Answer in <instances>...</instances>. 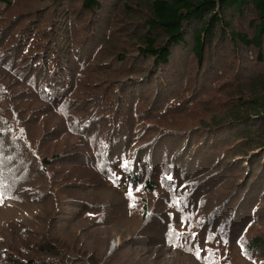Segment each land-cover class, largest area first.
I'll use <instances>...</instances> for the list:
<instances>
[{"label":"rangeland","instance_id":"rangeland-1","mask_svg":"<svg viewBox=\"0 0 264 264\" xmlns=\"http://www.w3.org/2000/svg\"><path fill=\"white\" fill-rule=\"evenodd\" d=\"M110 1H115L116 4L113 6ZM110 1L101 0L102 5L109 9L103 15L96 13L100 18L95 19L93 15V20L87 17L78 20L81 24L79 29L75 28L69 35L71 42L74 43L71 55L73 56L72 52L78 50L80 46H85L87 40L95 42V51L93 53L84 51L79 63L93 61L96 64L103 60V72L94 69L91 72L104 73L102 77L112 82L103 83L106 84L105 90L109 92L107 97L112 94L118 95L125 103L123 108H131L133 118L136 116V125H132L131 138L127 137L130 145L124 143L120 146L112 159L121 153H126L124 147H132L137 156L133 157L132 151H129L123 157L127 158L120 164L126 161L134 174L141 178V182L147 177L146 174H152L154 191L149 193L142 188L137 192L136 187L132 186L131 196L123 194L129 193L130 186L124 183L122 171H116L120 164L113 169L114 167L110 166L111 159L106 160L104 155L109 144L112 143L107 141L108 132L114 126L108 127L100 121L94 125L90 133L86 132L82 130L84 128L82 126L90 118L81 120L84 112L79 108L80 104H75L78 109L70 114L60 112L59 108L56 114L52 108H45L46 104L38 99L40 95L37 96L28 84L17 86L12 83L11 90L5 88L6 91L0 92V135L3 136L4 141L2 144L0 140V143L9 146V155L16 159L15 172L19 176L30 173L29 185H34L36 189L32 190V195H29L28 200L23 203L27 206V212L14 207L22 216V222H18L19 224L16 223L18 215L13 214L11 208L9 211L6 209L7 206H12L13 202L9 199L3 200L0 196V231L4 232L0 239V264H23L21 260L24 256L18 249L21 248L19 241L26 236L20 238V233L29 234L30 239L35 238V240L28 239L31 245H34L36 240L37 242L54 240L59 243L55 251L62 261H58V264H66L70 261L71 263L75 261L74 264H218L210 261L212 253L202 255L207 259H199V262L195 260V245L200 237V231L207 224H210L208 230L213 231L211 234H214V242L218 245L216 248L219 264H260L259 260H264V255H260L259 260H249L247 255L239 250L240 244L237 241L241 236L244 241H248L252 236L260 235L264 242V175L257 179L258 170L264 169L262 166L264 155L259 159L257 153H260V150L254 148L246 155L243 153L234 155V151L229 149L234 143L222 142L230 134L222 133L220 129L211 131L214 128L213 124L207 121V118L219 113L222 108L217 104V110L211 111V103L205 105L209 95L204 92L208 86L215 92L223 88L213 82H220L223 73L232 66V63L228 62L232 59L229 58L228 52L221 55L219 59L222 60L221 64L216 66L214 75L208 73L205 66H198L191 55L188 54L187 59L180 63L184 57L181 58V55L176 54L183 76L179 82L164 89L162 101L155 103L152 111L153 119H145L148 114L144 110L148 107L149 99L142 88L146 85L148 89L153 88L152 79L145 78L151 71L152 60L143 61L141 56H136L134 48L130 49L125 35L118 38L120 26L123 25L125 18L116 12V8L121 7V0ZM11 2V5L19 7L42 5L41 0H11ZM9 13L7 9L0 11V26L8 25L11 28L14 26L10 23L5 24L13 21ZM88 29L90 38L86 32ZM12 30L16 34L13 28ZM4 36L0 29V84L2 82L11 84L5 79V72L10 74L11 69L13 71L16 68L20 69L16 67L18 59L14 57L20 48L15 49V45L6 42ZM85 36H87L85 42H78ZM105 42H116V50L99 52L98 47L103 46L101 50L105 49ZM6 50H12V53L11 51L7 53ZM123 52L128 54L123 55ZM9 53L11 54L8 55ZM72 56L68 55L70 60ZM119 56L125 57L123 64L119 63ZM240 62L234 61L233 75L227 73L234 87L223 88L218 94L221 104L227 108L232 91L237 89L235 87L242 82H248L258 72L263 71L258 65ZM242 64L247 66V69L235 74V70ZM116 71L122 74L114 73ZM199 77V83H202L199 88L203 94L191 101L190 97L195 89L193 84ZM12 78L15 80L14 77ZM30 82L35 85V78L34 80L31 78ZM128 84H132L129 89H127ZM93 94H96V91ZM110 103L115 105L113 99ZM60 104L63 107L72 106L65 99ZM104 110L107 111L104 113H107L110 119L111 112H108V108ZM226 111L224 109L222 113L229 114V111ZM12 114L14 121L9 117ZM119 119H121L120 112L115 117L116 121ZM10 121L16 124L11 125ZM184 121L186 123L184 131L172 130L173 126L181 127V122ZM143 133L147 134L141 135ZM147 138H152L153 141L147 153L143 155L136 146ZM175 140L179 142L175 143ZM183 146L186 147L183 154L189 151V155L192 150L197 152L193 156L197 158L195 163L192 164L194 161L190 159V155L189 159L185 155H182V159L177 157L174 159L173 155L177 156L181 153ZM3 150L5 149L0 147V151ZM262 150L264 151V148ZM52 156L55 158L51 164L40 162ZM224 158L231 159L232 162L239 161L240 167L244 169H230V166L226 165L223 170L221 164L225 161L222 163L221 161ZM249 161L254 162L253 173L245 177L252 167ZM40 163L44 165V170L38 168ZM133 163L134 166L136 163L137 167L133 168ZM150 167H154L156 172H151ZM108 168L109 171L104 172ZM215 171L218 173H213ZM164 174L172 175L176 185L185 187L171 191L166 186L169 182L162 185L161 176ZM185 174L191 176L186 177ZM110 176L112 181L107 180ZM246 178L249 181L254 179L246 184L248 187L245 189L242 185ZM193 182L202 185H200V197L195 196ZM174 196L183 199L180 210L175 205L169 206ZM256 198L257 201L261 199L260 203L256 204ZM141 204L147 209L143 217L140 211ZM151 213L153 218L151 222L146 223L147 215ZM182 214L189 217L184 226L180 224ZM163 222L175 224V231L182 234L180 237L185 238V247L161 245L165 234ZM221 225H224L223 232L219 230ZM249 226L250 230L244 233ZM231 228L233 234L237 236L234 240L230 238ZM190 233L197 234L194 243L189 242ZM225 240L228 243H225ZM205 247L208 246L204 245L203 248ZM254 254L258 255L256 252ZM54 261L50 259V262ZM34 264L46 263L37 261Z\"/></svg>","mask_w":264,"mask_h":264},{"label":"trees","instance_id":"trees-1","mask_svg":"<svg viewBox=\"0 0 264 264\" xmlns=\"http://www.w3.org/2000/svg\"><path fill=\"white\" fill-rule=\"evenodd\" d=\"M41 1V6L19 7L11 5V0H0V11L7 9L10 12L9 15H12L10 18H13V21L6 22L5 24L10 23L16 26V28L12 26L16 34L13 33L10 26L5 24V26H0V29L5 35L6 42L14 44L15 49L20 48L14 54V57L18 59L16 67L20 69L16 68L14 71L11 69L10 74L5 72V79L9 80L11 84L2 82L0 84V92L2 90L6 91L4 90L5 88L11 90L12 83L17 86L28 84L37 96L38 94L40 95L38 99L46 104L45 108H52L56 114L58 108L60 112L70 114L76 108L78 109V107H75V104H80L79 108L84 112L81 115L82 117L80 116L81 120L84 121V119L90 118L82 126L84 127L82 130L86 132L90 133L94 125L100 121H103L108 127L114 126L108 132L107 141L112 143L109 144L108 150L104 155L106 156V160L111 159L110 166L115 169L121 161L123 162L127 158L123 157L129 151H132L133 157L137 156L136 152L132 150L133 148L128 147L130 144L127 138H131L132 125H136V116L133 118L134 114L131 108H123L125 103L118 95L111 93L112 95L107 97L109 92L105 90L106 84L103 83L111 84L112 82L102 77L104 73L91 72L93 69L103 72V60L96 64L93 61H87L85 64L79 63L84 51L90 53L95 51V42L86 41L87 36L91 37L89 29L86 31L87 36L78 40V42L86 41L85 46H80L78 50H74L72 52L73 56L71 55V49H73L74 43L71 42L69 37L75 28L80 27L81 24L78 20L81 21L83 17L92 18L93 20V15L95 19L100 18V15H103L109 8L105 5L103 6L101 0ZM110 2H112L113 6L116 4L115 1ZM15 11L16 15H14ZM116 12L125 18L123 25L120 26V36L118 38L125 35V38L127 37L126 41L130 44V49L134 48L136 56H141L143 61L152 60L151 71L145 78L152 79L153 88L148 89L147 85L142 88L149 99L148 107H145L144 110L148 114L145 119H153L152 111L155 108V103L158 104L159 101H162L164 89L179 82L183 76L178 59L176 58L178 55H181V58L184 57L180 63H183L187 59L188 54L191 55L196 60L198 66H205L208 73L215 75L216 66H219L222 61L219 60L221 55L228 52L229 58L232 59L228 60V62L232 63V66L226 69L220 82H213L223 88L234 87L230 75L227 74L232 73L231 75H233L234 61L240 62L242 60L243 62L240 63L255 64L258 65L259 69H263V71L258 72L248 82H242L241 85L235 87L237 89L232 91L233 94H231L229 108L222 105L218 99V94L221 93L223 88L215 92L209 89L208 86L204 92L206 95H209L205 105L211 103V111L217 110V104L221 105L222 110L229 111V114H223L222 110H220L221 112L219 111V113L207 118V121H211V125L213 124L214 127L211 131L220 129L222 133L230 134L222 142L234 143L229 147V149L234 151V155L236 153L246 155L250 149L254 148L260 150V153L257 154L258 158L261 159V156L264 155V151L262 150L264 148V0H121V7L116 8ZM96 13H100V15ZM83 30L85 31V29ZM105 43V49L101 50L103 46L98 47L97 50L99 52H114L116 50V42ZM9 51L12 53V50H6L5 52L8 53ZM126 54L128 53L123 52V55ZM68 55L72 56L71 60ZM217 58L218 60L216 61ZM119 59V63L123 64L125 57L119 56ZM82 68L83 70H81ZM246 69L247 66L242 64L235 70V74H240L241 71H245ZM114 73L122 74L118 71ZM196 75L198 74L196 73ZM31 78L33 80L35 78V85L30 84ZM199 80L200 77L193 84L195 89L190 97L191 101H194L196 97H200L203 94L199 88V86H202ZM129 86H132V84H128L127 89L130 88ZM95 91L96 94H93ZM111 92L113 91L111 90ZM78 95H82V97H78ZM63 99L71 103L72 106H61L60 103ZM112 99L115 105L110 103ZM104 108H108V112H111L112 117L110 119H108L107 113H104L107 112ZM49 112L53 114L51 111ZM119 112L121 119L116 121L115 117ZM178 113L180 114L181 112L179 111ZM14 114L9 116L12 117V121H14ZM10 123L11 125L16 124L11 121ZM181 124V127H178L179 125L173 126L172 130L184 131L186 127L185 121L181 122ZM208 133L211 134L212 132ZM144 134L147 133L141 135ZM168 135L172 136L171 134ZM2 138L3 136L0 135V140H2L3 144ZM186 139L188 140V138ZM152 141V138L144 139V142L136 147L144 155L147 153ZM174 142L178 143L179 141L175 140ZM124 143L128 145L124 147L126 153H121L112 159L117 154L118 148L123 146ZM2 144L0 143V147L5 150L0 151V196L3 197V200L9 199L13 202V205L7 206L6 209L9 211V208H11L10 211L18 215L16 222L18 223L22 222V216L14 207H17L20 211L27 212V206L23 203L28 200L29 195H32V190L36 188L34 185H29L28 179L30 173L19 176L15 172L14 163H16V159L9 155V146ZM197 149L199 150V148ZM185 150L186 147L184 148L183 146L181 153H176L177 156L173 155L174 159L175 157L181 158L182 155H185L189 159L190 155V159L194 161L192 164L195 163L197 158L193 156L197 152L192 150L189 155V151L183 154ZM211 152L214 155L213 149ZM257 154H254V156ZM54 158L53 156L50 159L44 158L40 162L49 165L54 161ZM224 161L225 163L221 164L223 170L226 165H229L230 169H244L240 167L241 163L239 161L232 162L231 159L224 158L221 163ZM253 163L249 161L252 167L245 177L253 173ZM121 165L116 168V171H122L125 184L133 187L142 185L143 189L149 193L154 191L152 174H146L147 177H144L145 180L141 182V178L134 174L129 165L127 169L122 168ZM132 165L133 168L137 167L136 163L135 166L134 163ZM262 166L264 168V163ZM43 167L44 165L40 163L38 168L44 170ZM149 170L153 173L156 172L154 167H150ZM108 171L109 168L104 172ZM258 172L257 179H260L261 175H264V169L258 170ZM213 173L216 174L218 171ZM184 176H191V174H185ZM111 177H108L107 180L112 181ZM253 179L249 181L246 178L242 187L246 189L248 187H246V184L251 183ZM193 183L195 196L200 197L201 184ZM115 188L117 189V187ZM123 194L128 193L124 192ZM229 201L231 202V199ZM260 201L261 199L257 201L256 198V204L260 203ZM232 202H234V199ZM140 211H142V217L147 213V209L143 204L140 205ZM152 218V213L147 215L146 223L151 222ZM164 222L165 234L161 245L167 244L185 247V238L169 235V225H172L174 228L175 224ZM208 226L210 224L205 225V228L200 231L197 244L202 249H210L213 254L210 261L219 264V255L216 248L218 245L215 244L214 239L207 244L204 242L206 237L210 233H213V231L208 230ZM249 230L250 226L245 229L244 233ZM233 233V228H231L230 238L232 240L237 238ZM1 234H4V232L0 231V239H2ZM19 235L20 238L26 236V238L19 241L21 248L18 249L23 254L22 256H24L21 260L23 264H34L37 261L46 264H58V261H62V258L55 251L59 243L54 240H40L38 242L36 240L34 245H31L28 243L29 240H35V238L30 239L27 233H20ZM204 245L208 247L203 248ZM263 245L264 242L260 235H256L252 236L248 241H244L243 247L246 249V252L242 251L241 245L239 246V250L247 255L249 260L255 261L260 259V255H264ZM254 252L258 255L254 254ZM206 253L208 252H202L201 256ZM50 259H54L55 261L50 262ZM195 260L199 262L196 255ZM259 261H261L260 264H264L263 259ZM74 262L71 263L70 261L66 264H74Z\"/></svg>","mask_w":264,"mask_h":264},{"label":"snow or ice","instance_id":"snow-or-ice-1","mask_svg":"<svg viewBox=\"0 0 264 264\" xmlns=\"http://www.w3.org/2000/svg\"><path fill=\"white\" fill-rule=\"evenodd\" d=\"M121 167L127 169L128 163L125 161L124 164L121 165ZM117 179H120V178L117 177ZM161 182H162V185H165V182H169L166 186H168L171 191H176L178 187H185L183 185H179V186L176 185L174 183V177L172 175H168V174H164V175L161 176ZM142 188H143L142 185L137 186L135 188V191L139 192V191L142 190ZM128 194H129V196L132 195V186H130ZM182 203H183V199L182 198H177V197L174 196L172 198L171 203H170L169 206L171 207V206L175 205L177 207V209L180 210ZM184 206L186 207V204ZM170 217H171V214H170ZM188 219H189L188 216L182 214L181 217H180L181 226H184L186 224V222L188 221ZM189 227H190V225H189ZM219 230H220V232H223L224 231V225H221ZM169 235H174L177 238H179L182 234L176 232L175 229L172 227V225H169ZM190 235H191V241H189V242L194 243L195 240H196L197 234L196 233H190ZM213 239H215V236H214V234L210 233L209 236L206 237L205 243L207 244L209 241H211ZM225 243H228V241L225 240ZM237 243L241 245L242 251L246 252V249H244V247H243V245H244L243 236H241L238 239ZM202 252H208L211 255V250L210 249H202V248H200L199 244H196L195 245V255L197 256V258L198 259H207V257H202L201 256Z\"/></svg>","mask_w":264,"mask_h":264}]
</instances>
